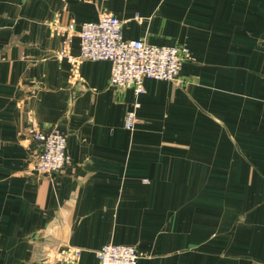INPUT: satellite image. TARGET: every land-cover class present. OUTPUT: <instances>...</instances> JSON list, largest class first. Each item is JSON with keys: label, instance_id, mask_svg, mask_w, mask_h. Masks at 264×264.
I'll return each instance as SVG.
<instances>
[{"label": "crops", "instance_id": "obj_1", "mask_svg": "<svg viewBox=\"0 0 264 264\" xmlns=\"http://www.w3.org/2000/svg\"><path fill=\"white\" fill-rule=\"evenodd\" d=\"M104 12L126 39L187 45L183 83L136 95L107 60L76 79L53 23L75 20L77 55ZM53 127L71 162L41 174L35 134ZM108 243L138 264H264V0H0V264H67L50 254L68 246L99 264Z\"/></svg>", "mask_w": 264, "mask_h": 264}, {"label": "built area", "instance_id": "obj_2", "mask_svg": "<svg viewBox=\"0 0 264 264\" xmlns=\"http://www.w3.org/2000/svg\"><path fill=\"white\" fill-rule=\"evenodd\" d=\"M137 18L139 15H137ZM66 26V28H64ZM53 23V30L64 40L58 56L71 64L72 74L81 80V63L85 60H107L111 63L110 82L113 87L133 89L136 95L145 91L147 78L164 79L181 85L180 70L183 62L191 58L187 45H160L144 39H126L123 36V21L112 13H101L98 20L84 21L79 31L80 51L71 52L76 22L67 25ZM140 102L127 112L125 127L134 130L137 124V108ZM39 143L34 169L41 174L60 172L71 162L67 150L68 135L57 127L37 132ZM82 249L68 246L58 248L50 254L52 263L75 264ZM99 264H138L141 252L128 244L108 243L96 251Z\"/></svg>", "mask_w": 264, "mask_h": 264}, {"label": "rangeland", "instance_id": "obj_3", "mask_svg": "<svg viewBox=\"0 0 264 264\" xmlns=\"http://www.w3.org/2000/svg\"><path fill=\"white\" fill-rule=\"evenodd\" d=\"M64 28H66V26H64Z\"/></svg>", "mask_w": 264, "mask_h": 264}]
</instances>
